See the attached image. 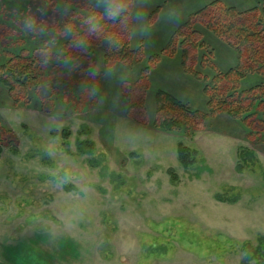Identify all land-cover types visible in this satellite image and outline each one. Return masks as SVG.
I'll use <instances>...</instances> for the list:
<instances>
[{
    "label": "rangeland",
    "instance_id": "1",
    "mask_svg": "<svg viewBox=\"0 0 264 264\" xmlns=\"http://www.w3.org/2000/svg\"><path fill=\"white\" fill-rule=\"evenodd\" d=\"M212 1L145 0L130 5L144 23L122 16L89 34L105 0H0V264H244L246 245L264 236L262 86L238 105L239 118L223 110L177 130L154 125L159 90L207 113L204 86L240 62L194 22L203 45L187 47L200 79L181 63L174 32ZM220 1L241 10L263 0ZM125 24L134 51L116 59ZM69 28L86 50L73 47ZM259 82L247 73L239 87ZM231 85L217 84L223 93ZM175 109L164 110L183 114ZM84 140L92 152H80ZM178 142L196 150L193 165L179 163Z\"/></svg>",
    "mask_w": 264,
    "mask_h": 264
},
{
    "label": "trees",
    "instance_id": "2",
    "mask_svg": "<svg viewBox=\"0 0 264 264\" xmlns=\"http://www.w3.org/2000/svg\"><path fill=\"white\" fill-rule=\"evenodd\" d=\"M121 2L127 3V0H122ZM249 16L251 18H249ZM129 18L127 22L129 21ZM263 20L264 0L260 5L241 10L234 6L226 5L220 0H213L189 16L188 20L180 25L174 32V35L178 33L181 37L178 46L181 48V63L184 65L186 71L191 72L196 78L200 79L201 77V72L194 70L193 57L188 54L187 47L188 45H191L195 49L200 48L203 45L199 31H196V29L194 30L192 27L194 22L201 23L206 29L212 31L221 40L236 48L240 62L226 71L216 70V66L210 63V61L203 62L204 64L212 66V68L216 70L215 74L211 77L210 84L204 86V90L208 95L207 105L209 111L207 113L198 109H190L186 103L178 98L165 91L159 90L156 96L159 104L158 109L161 113L154 121V125L168 131L177 130L184 128L188 124L189 119H193L194 116H200L201 119H205L208 114L223 110L226 111L229 116L239 118L243 110L239 109L238 105L241 104L249 94L255 93V90L257 91L259 87L262 86V90L264 91V84H261L262 82L256 83L248 88L239 87V81L247 73H255L264 78V29L261 27L259 28L260 24L264 23ZM128 24L123 25L124 40L121 43L122 48L118 49L120 51V53H118L120 56L116 54V59L128 60L130 57L129 55L134 51L128 45ZM175 45L176 41L173 40L172 35L162 51L166 54H171ZM107 51L108 50H105L104 52L106 58ZM139 55L141 56V53H139ZM156 59H158V55H153L150 57V63L155 62ZM146 72L147 69L144 68L141 73V78H144V80L146 79ZM222 81H225L228 84L230 82L232 84L231 86H226L224 88L225 93L221 92L217 86V84ZM148 85L149 83L146 79V82L144 83L145 91L148 88ZM226 90L229 92H226ZM120 94L124 100L128 97V91L123 87L120 90ZM234 102H236V105L233 106L231 103ZM169 105H172L173 110L174 108H176L175 110H182L183 114L173 115L172 113H165L164 109ZM61 133L64 136L67 134L66 131H61ZM84 144L87 149L85 151L81 150L80 152L90 153L93 151L94 143L92 140L77 142V145L80 148ZM196 154L197 152L195 149H191L181 142L177 143V159L183 167L193 165L195 163ZM167 172L171 182L174 183L177 180L175 172L171 168H169ZM246 246L243 261L244 264H248L247 262L253 258L256 259L253 264H264V236L259 238V243L256 248L251 247L250 245Z\"/></svg>",
    "mask_w": 264,
    "mask_h": 264
},
{
    "label": "clouds",
    "instance_id": "3",
    "mask_svg": "<svg viewBox=\"0 0 264 264\" xmlns=\"http://www.w3.org/2000/svg\"><path fill=\"white\" fill-rule=\"evenodd\" d=\"M144 2L145 0H127V3L120 2V0H105L103 12L94 13L88 17L87 19V23L89 25L88 33L97 34L102 30L103 22L105 20H111L115 22L118 17H122V16L124 17V19H126L128 16H134V18L137 21L144 23L145 13L142 11H137L133 13L131 10V8H135L137 4L142 5ZM130 5L131 8L129 7ZM124 19L121 20L122 24L124 23ZM169 19H171V17H169ZM25 26L29 27L30 25L26 24ZM67 31L69 34H73L71 28H69ZM142 31L143 34L145 35L149 34L147 27H145ZM108 39L110 43H115V41L111 40V37H108ZM73 47L81 50H86L88 47V42L84 37H76L74 35ZM58 59L63 60L64 58L60 56L58 57ZM110 71L111 70H109V72ZM92 74L95 75V72H93ZM93 91H95V89Z\"/></svg>",
    "mask_w": 264,
    "mask_h": 264
},
{
    "label": "crops",
    "instance_id": "4",
    "mask_svg": "<svg viewBox=\"0 0 264 264\" xmlns=\"http://www.w3.org/2000/svg\"><path fill=\"white\" fill-rule=\"evenodd\" d=\"M249 8V7H248ZM244 9H247V8H244Z\"/></svg>",
    "mask_w": 264,
    "mask_h": 264
}]
</instances>
